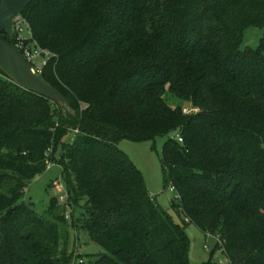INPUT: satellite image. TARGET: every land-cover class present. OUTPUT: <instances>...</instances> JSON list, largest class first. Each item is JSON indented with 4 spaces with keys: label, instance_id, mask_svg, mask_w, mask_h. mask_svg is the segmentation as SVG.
I'll return each instance as SVG.
<instances>
[{
    "label": "trees",
    "instance_id": "obj_1",
    "mask_svg": "<svg viewBox=\"0 0 264 264\" xmlns=\"http://www.w3.org/2000/svg\"><path fill=\"white\" fill-rule=\"evenodd\" d=\"M22 16L70 110L0 69V264H72L69 227L105 250L94 264H192L187 224L230 264H264V34L241 48L264 0H32ZM171 134L160 161L180 222L118 148ZM49 161L67 195L39 212L23 197Z\"/></svg>",
    "mask_w": 264,
    "mask_h": 264
},
{
    "label": "rangeland",
    "instance_id": "obj_2",
    "mask_svg": "<svg viewBox=\"0 0 264 264\" xmlns=\"http://www.w3.org/2000/svg\"><path fill=\"white\" fill-rule=\"evenodd\" d=\"M264 34V27L249 26L243 32L241 48L246 47L256 48ZM23 37L28 38L29 30L25 27ZM41 58L35 59L39 64ZM168 102L171 105L180 103L178 99L167 94ZM188 104H185L186 106ZM63 112V111H62ZM176 134L157 137L154 140L134 141L130 139H121L118 143V148L122 150L134 165L140 170L143 180L149 190L150 196L156 203L167 213L173 216L175 221L180 222V219L171 209V201L174 199V192L170 191V184L165 186V177L160 161L161 147L165 140L169 137L176 138ZM72 134H68L66 141L71 140ZM53 162V161H52ZM49 161L47 170L36 176L28 184L25 189L23 199L32 201L39 212L45 210L52 197L57 199L60 196L67 195L64 181L61 177L60 166ZM57 180V186H51V183ZM60 202V201H59ZM84 200H82L74 209V217H78L83 210ZM185 231L189 237L188 257L192 264H229L225 255L216 247L218 236L216 234H204L194 224H187ZM66 249L68 253L73 254L72 264H94L98 255L105 250L98 244L94 243L87 231L79 229L75 233L71 227L68 229V240ZM80 258L83 263H80Z\"/></svg>",
    "mask_w": 264,
    "mask_h": 264
},
{
    "label": "water",
    "instance_id": "obj_3",
    "mask_svg": "<svg viewBox=\"0 0 264 264\" xmlns=\"http://www.w3.org/2000/svg\"><path fill=\"white\" fill-rule=\"evenodd\" d=\"M32 0H0V34L13 36V19ZM0 69L15 84L41 94L52 100L64 114H69V105L64 96L48 83L42 73H34L21 51L0 38Z\"/></svg>",
    "mask_w": 264,
    "mask_h": 264
},
{
    "label": "built area",
    "instance_id": "obj_4",
    "mask_svg": "<svg viewBox=\"0 0 264 264\" xmlns=\"http://www.w3.org/2000/svg\"><path fill=\"white\" fill-rule=\"evenodd\" d=\"M25 27L30 32V35L28 38H25L22 35ZM12 37H14L15 39L14 46H16L21 51V53L23 54L27 62L30 64L31 70L34 73H41L42 68L47 64L48 60L54 55L50 51L39 47L37 43L32 39L29 23L22 16V14L15 16L13 19V36ZM37 58L42 59L39 62V64L35 62V59ZM182 112L184 114H192V113L198 112V108L193 107L188 104L186 106H183ZM175 136L179 142H182V138L178 134H176ZM58 184L59 182L57 180L53 181L54 186H57ZM169 188H170V191L174 192V197L177 198L178 195L176 194L174 187L170 185ZM59 199L61 202H64L66 200V197L60 196ZM79 262L82 263V259H80ZM218 264H222V262L219 261Z\"/></svg>",
    "mask_w": 264,
    "mask_h": 264
}]
</instances>
